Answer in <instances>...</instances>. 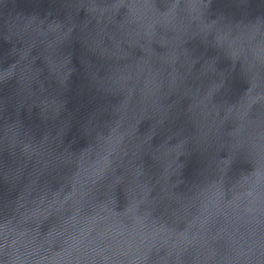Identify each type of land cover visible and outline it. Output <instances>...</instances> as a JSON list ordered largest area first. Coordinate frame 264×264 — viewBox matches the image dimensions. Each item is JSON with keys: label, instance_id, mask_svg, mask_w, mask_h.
Wrapping results in <instances>:
<instances>
[{"label": "water", "instance_id": "obj_1", "mask_svg": "<svg viewBox=\"0 0 264 264\" xmlns=\"http://www.w3.org/2000/svg\"><path fill=\"white\" fill-rule=\"evenodd\" d=\"M0 264H264V0H0Z\"/></svg>", "mask_w": 264, "mask_h": 264}]
</instances>
